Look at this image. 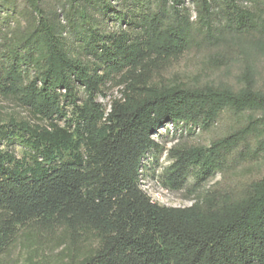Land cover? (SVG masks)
Listing matches in <instances>:
<instances>
[{
  "label": "trees",
  "instance_id": "1",
  "mask_svg": "<svg viewBox=\"0 0 264 264\" xmlns=\"http://www.w3.org/2000/svg\"><path fill=\"white\" fill-rule=\"evenodd\" d=\"M195 1L202 25L184 0H0V93L45 121L0 127L32 154L18 158L0 141V256L17 244L28 264L50 246L58 264H264V172L218 181L185 207L141 187L166 122L208 128L227 111L245 115L209 144L171 149L173 188L191 170L226 175L264 160V89L250 75L241 86L160 77L200 35L215 37L216 10H232L229 28L264 43V0ZM117 76L122 96L108 109L98 96Z\"/></svg>",
  "mask_w": 264,
  "mask_h": 264
},
{
  "label": "rangeland",
  "instance_id": "2",
  "mask_svg": "<svg viewBox=\"0 0 264 264\" xmlns=\"http://www.w3.org/2000/svg\"><path fill=\"white\" fill-rule=\"evenodd\" d=\"M57 0H47L48 6ZM125 1V0H123ZM244 2L243 7L251 9L258 15L260 2ZM124 4V2H123ZM184 6L191 9L192 19L195 23L203 24L204 15L200 20V10L195 0H184ZM22 7V2H21ZM24 10L21 8V15ZM20 15V16H21ZM24 16V15H23ZM236 15L232 10H216L210 23L215 29V37L208 40L200 35L198 44L185 52L178 59H173L165 66L160 77L166 81H185L192 84H204L207 82L227 83L241 86L245 74L250 75L256 85L264 89V43H254L255 33L237 34L229 28ZM200 20V21H199ZM25 23H23L24 27ZM12 28H19L16 24ZM4 44L0 41V44ZM0 47H4V45ZM1 65V62H0ZM117 76L109 82L98 101L105 107L110 108L113 99L122 96L123 85L119 83ZM12 121H29L31 124H45L29 108L24 106L16 98L0 93V127L6 126ZM245 121V115L230 111L221 115L220 119L208 128L183 123L166 122L153 135L158 145L149 150L143 159L140 183L142 189L155 202L174 207L190 206L196 202L207 189L218 181H235L243 184L251 179L259 178L264 172V160L257 158L243 162L234 170H228L226 175L216 173L214 176H206L204 173L191 170L186 182L179 188H173L167 180L166 171L172 163L170 151L176 146L186 144H209L213 138L220 137L232 129L240 126ZM2 148H9L15 152L18 158L30 159L31 153L27 147L17 139L11 141L9 137L0 133ZM47 247L38 248L32 255L36 264H58V250ZM28 252L21 249L17 244L13 245L0 256V264H28Z\"/></svg>",
  "mask_w": 264,
  "mask_h": 264
}]
</instances>
